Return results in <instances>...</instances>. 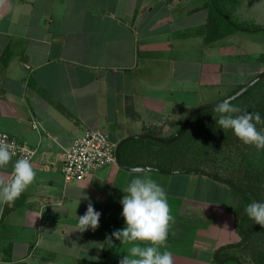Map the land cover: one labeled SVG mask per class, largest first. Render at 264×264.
I'll return each instance as SVG.
<instances>
[{
	"label": "crops",
	"instance_id": "0c3cea01",
	"mask_svg": "<svg viewBox=\"0 0 264 264\" xmlns=\"http://www.w3.org/2000/svg\"><path fill=\"white\" fill-rule=\"evenodd\" d=\"M190 1L0 0V130L34 150L36 172L19 199L0 206L2 264H67V258L82 253L85 231L78 230V216L89 201L105 217L88 230L101 232L103 221H114L109 226L115 230L122 217V189L131 179L149 176L160 184L157 171L117 164L86 180L66 182L62 158L88 130L106 129L116 144L146 133L145 126L157 128L154 134L162 138L179 128L174 103L168 106L157 83L165 76L172 80L176 68L171 60L148 56L170 50L172 40L159 35L158 22L164 23L173 4L190 13ZM11 170L9 164L3 171ZM205 201L178 202L177 209L189 215L177 225L191 222L192 212L207 228L205 217L211 216L205 209L211 206ZM109 210L114 212L107 217ZM220 211L224 214L225 207ZM198 233L197 239H212Z\"/></svg>",
	"mask_w": 264,
	"mask_h": 264
},
{
	"label": "rangeland",
	"instance_id": "374dc122",
	"mask_svg": "<svg viewBox=\"0 0 264 264\" xmlns=\"http://www.w3.org/2000/svg\"><path fill=\"white\" fill-rule=\"evenodd\" d=\"M207 1L191 0L190 13L183 11L182 8L176 10L173 4L170 7L172 8L170 14H167L169 15L167 19H163L164 23L158 22L162 30H159V35L172 40L170 50L147 55L171 60L176 68L177 72L173 71L172 80L165 76L162 80H157V83L161 88L160 94L165 95L169 100L168 106H171V100L174 103L172 104L173 110L178 112L176 116H178L180 125L193 109L223 100L233 94L236 87L246 84L257 73L264 70V64L258 63L259 55L264 53V30L234 31L222 38L210 41L204 39L206 24L212 25L215 20L214 14H217H210L209 8L203 6ZM217 5L224 11L227 9L231 19L235 21L249 26H264V0H217ZM209 15H212L211 18ZM167 64L166 61L163 65L165 69L168 67ZM167 85L170 89L166 88ZM262 90H264V80L253 91L257 93ZM145 127L147 134L156 135L154 133L159 131L157 128ZM261 151L256 150L253 157L256 162L264 166V152ZM147 172L148 174L154 173L153 171ZM157 174L161 176L160 185L167 193L171 214L175 221L167 240V249L173 253L174 264H217L212 258L216 247L240 242L239 234L233 226L232 215L221 204L229 200L233 192L227 185L200 174L159 172ZM192 199L199 202L206 200V203H210L207 205V207L211 206L208 207L210 209H205L208 213L206 216H211L210 218L205 217L207 228L199 226L201 219H196L197 214L194 215V221L177 225V221L183 218L184 214L189 215L183 209H177V203ZM89 203L93 206L95 204L91 201ZM223 207L226 210L224 214L220 211ZM86 210L87 207H85V212ZM112 212L114 211L109 210L106 216L110 217ZM101 215L105 217L104 212ZM104 217H102L103 220ZM111 224L115 225V222L103 221L100 225L101 232L90 230L91 233L88 229L85 230L82 253L67 258V264H119L120 260L127 255L131 245H122L119 240L113 239L114 237L109 243V235L111 236V233L117 229L124 228L122 217L117 222L115 230L110 229ZM202 230H207V233ZM198 232L205 234L206 237L211 235L212 239H197L195 236ZM203 250L208 253H204ZM187 252L188 256L185 257ZM223 264L236 263L227 261Z\"/></svg>",
	"mask_w": 264,
	"mask_h": 264
},
{
	"label": "trees",
	"instance_id": "16d2710c",
	"mask_svg": "<svg viewBox=\"0 0 264 264\" xmlns=\"http://www.w3.org/2000/svg\"><path fill=\"white\" fill-rule=\"evenodd\" d=\"M203 6L209 8L210 14L217 13L214 14L215 20L212 25L206 24L204 39L207 41L222 38L234 31L264 30V26H249L231 19L229 11L220 8L217 0H208ZM211 16L209 15V18ZM259 62L264 64V53L259 55ZM262 80L264 79L255 83L231 103L250 113L258 112L261 120L264 121V90L257 93L253 91ZM243 85L236 87L233 93ZM218 115L214 108L199 112L192 118L184 132L168 144L149 139L128 141L120 149L121 159L131 166L150 165L168 170H204L251 193L255 202L264 203V166L256 162L253 157L258 149L242 143L231 130L221 129L216 123ZM257 128H264V124H258ZM229 189L233 194L229 200L225 199L223 204L232 215L235 227V216L249 204L251 198L246 194L235 192L230 187ZM194 219V213L191 212V222ZM239 225L246 233L247 241L240 247L221 251L219 257L234 256L239 258L242 264L264 263V228L250 219L246 212L241 215ZM235 231L241 241L242 235L236 227Z\"/></svg>",
	"mask_w": 264,
	"mask_h": 264
},
{
	"label": "clouds",
	"instance_id": "9594fccd",
	"mask_svg": "<svg viewBox=\"0 0 264 264\" xmlns=\"http://www.w3.org/2000/svg\"><path fill=\"white\" fill-rule=\"evenodd\" d=\"M214 111L219 114L216 123L221 129L231 130L245 145L264 149V128H257L264 121L258 112L242 110L234 106L230 98L216 104ZM15 156V143L0 140V206H11L36 179L30 157L20 156L13 161ZM9 164L12 165L11 172L3 171ZM122 191L120 203L125 227L113 231L109 243L114 237L122 245L130 244L131 247L119 264H174L167 240L175 221L165 189L149 176H137ZM246 213L264 228V203L254 201L246 207ZM100 216L101 213L89 203L86 212L78 216V230H95L99 227Z\"/></svg>",
	"mask_w": 264,
	"mask_h": 264
},
{
	"label": "built area",
	"instance_id": "2783aa9c",
	"mask_svg": "<svg viewBox=\"0 0 264 264\" xmlns=\"http://www.w3.org/2000/svg\"><path fill=\"white\" fill-rule=\"evenodd\" d=\"M36 126V123H33V127ZM0 140L15 143L16 158L29 156L31 159L34 154L33 149L5 131L0 130ZM115 145L105 132L98 129L88 130L77 136L63 154L61 173L64 180L66 182L86 180L92 172L115 163Z\"/></svg>",
	"mask_w": 264,
	"mask_h": 264
},
{
	"label": "water",
	"instance_id": "95a60500",
	"mask_svg": "<svg viewBox=\"0 0 264 264\" xmlns=\"http://www.w3.org/2000/svg\"><path fill=\"white\" fill-rule=\"evenodd\" d=\"M264 78V70L260 71L259 73H257L250 81H248L246 84H244L240 89H238L236 92H234L233 94L229 95L228 97L224 98L223 100H220L216 103H211V104H206L203 106H199L195 109H193L192 111L189 112V114L186 116L185 120L182 122L180 128L169 138H162L156 135H151V134H147V133H142V134H136V135H130V136H126L125 138L121 139L119 142L116 143L115 145V163L125 169V170H136V171H140V170H151V171H157L159 173H163V174H200V175H204L207 176L209 178H211L214 181L220 182L222 184H225L227 186H229L232 190H234L235 192H238L240 194H246L248 196H250L251 201L249 202V204L253 203L255 201L254 196L244 190H241L239 188H237L233 183H231L228 180L219 178L207 171L204 170H168V169H162V168H158L155 166H150V165H142V166H131V165H127L125 164L120 156V149L122 147V145L128 141H132V140H136V139H149L158 143H162V144H168L173 142L174 140H176L186 129V127L188 126V124L190 123V121L192 120V118L198 114L199 112L203 111V110H207V109H212L216 106V104L223 102L225 99L230 98L231 101L236 99L237 97H239L243 92H245L246 90H248L249 88H251L255 83H257L260 79ZM248 204V205H249ZM247 205V206H248ZM246 206V207H247ZM246 207H244L240 212H238V214L235 216V220H234V224L236 229L241 233L242 235V240L236 244H226L223 246H220L219 248H217L214 252H213V260L215 263L217 264H223L226 263L227 261H233L236 264H242V262L240 261L239 258L234 257V256H227V257H219V253L223 250L226 249H231V248H237L242 246L243 244H245V242L247 241V235L246 233L243 231V229L240 227L239 225V219L241 217L242 214H244L246 212ZM264 264V263H262Z\"/></svg>",
	"mask_w": 264,
	"mask_h": 264
},
{
	"label": "flooded vegetation",
	"instance_id": "af4514ba",
	"mask_svg": "<svg viewBox=\"0 0 264 264\" xmlns=\"http://www.w3.org/2000/svg\"><path fill=\"white\" fill-rule=\"evenodd\" d=\"M197 219H200V218L197 217ZM214 251H215V250H214ZM212 256H213V254H212ZM226 257H227V256H226ZM212 258H213V257H212Z\"/></svg>",
	"mask_w": 264,
	"mask_h": 264
}]
</instances>
